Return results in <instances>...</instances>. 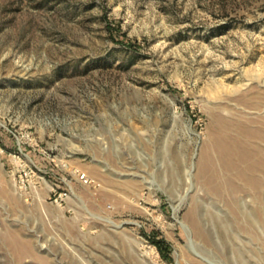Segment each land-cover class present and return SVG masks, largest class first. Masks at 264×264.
I'll use <instances>...</instances> for the list:
<instances>
[{"label": "rangeland", "instance_id": "rangeland-1", "mask_svg": "<svg viewBox=\"0 0 264 264\" xmlns=\"http://www.w3.org/2000/svg\"><path fill=\"white\" fill-rule=\"evenodd\" d=\"M0 264H264V0H0Z\"/></svg>", "mask_w": 264, "mask_h": 264}, {"label": "bare ground", "instance_id": "bare-ground-1", "mask_svg": "<svg viewBox=\"0 0 264 264\" xmlns=\"http://www.w3.org/2000/svg\"><path fill=\"white\" fill-rule=\"evenodd\" d=\"M230 132L225 128L224 130L222 129L219 134V144L225 145L224 148L228 149V152L232 151L234 152L236 150V142H233L231 139V135L229 134ZM231 148V150L229 148ZM227 151V150H225ZM236 152V151H235ZM237 153V152H236ZM239 156V154H238ZM210 160V159H209Z\"/></svg>", "mask_w": 264, "mask_h": 264}, {"label": "trees", "instance_id": "trees-1", "mask_svg": "<svg viewBox=\"0 0 264 264\" xmlns=\"http://www.w3.org/2000/svg\"><path fill=\"white\" fill-rule=\"evenodd\" d=\"M153 243L157 246V248L159 249L161 255H163L164 257H165V255L167 253L170 252L169 247H168V245L166 244L165 241H163V240H154Z\"/></svg>", "mask_w": 264, "mask_h": 264}]
</instances>
